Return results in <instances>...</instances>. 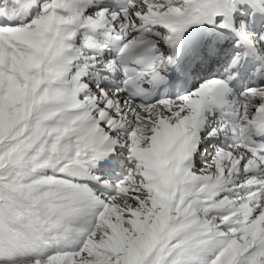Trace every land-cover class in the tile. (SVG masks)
<instances>
[{
	"label": "snow or ice",
	"instance_id": "1",
	"mask_svg": "<svg viewBox=\"0 0 264 264\" xmlns=\"http://www.w3.org/2000/svg\"><path fill=\"white\" fill-rule=\"evenodd\" d=\"M0 264H264V0H0Z\"/></svg>",
	"mask_w": 264,
	"mask_h": 264
}]
</instances>
